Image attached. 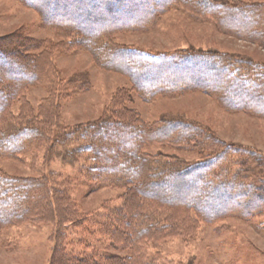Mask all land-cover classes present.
<instances>
[{
	"label": "trees",
	"instance_id": "trees-1",
	"mask_svg": "<svg viewBox=\"0 0 264 264\" xmlns=\"http://www.w3.org/2000/svg\"><path fill=\"white\" fill-rule=\"evenodd\" d=\"M18 1L36 10L65 50L88 51L102 69L125 76L145 101L198 91L227 111L264 117V63L217 49L147 53L113 41L121 30L145 29L160 14L183 5L195 16L212 19L221 31L264 48V3ZM46 43L17 34L0 37V156L44 149L48 159L58 157L76 167L88 190L124 188L123 202L88 217L70 196L67 176L23 177L0 171V228L25 221L54 223L48 264H157L156 255L147 251L152 244L193 234L200 222L212 224L228 216L252 220L264 214V157L259 151L226 142L207 126L181 116L166 114L146 123L128 106L127 90L100 119L61 127L55 99L67 87L61 88L51 74L52 49ZM45 82L53 97L34 111L24 94L29 86ZM15 102L20 103L17 113L11 111ZM155 144L192 150L198 157L148 152ZM66 225L79 233L76 240ZM96 234L116 253L75 252V244L89 247L86 239Z\"/></svg>",
	"mask_w": 264,
	"mask_h": 264
},
{
	"label": "rangeland",
	"instance_id": "rangeland-1",
	"mask_svg": "<svg viewBox=\"0 0 264 264\" xmlns=\"http://www.w3.org/2000/svg\"><path fill=\"white\" fill-rule=\"evenodd\" d=\"M231 1L264 3V0ZM13 34L34 42L46 41V47L52 49L51 74L55 73V81L61 88L67 87L54 98L58 105L57 123L61 127L100 119L115 107L112 103L121 91L127 90L131 97L128 106L146 123L155 122L166 114L181 116L207 126L226 142L254 148L264 157V117L227 111L213 97L198 91L145 101L130 89L125 76L102 69L88 51L65 50L62 39L44 26L36 10L18 0H0V37ZM113 36L115 43L134 46L147 53L195 47L240 54L264 63V48L259 44L221 31L212 19L195 16L183 5L160 14L145 29L121 30ZM52 92L47 82L38 83L27 88L24 98L36 111L44 99L53 97ZM19 106V102L13 103L11 111L17 113ZM147 151L176 154L188 160L198 157L192 150L156 144L148 146ZM77 170L58 157L48 159L44 149H31L19 157L0 156V171L9 175L49 178L56 173L67 176L71 181L70 196L88 217L102 215L122 205L124 188L101 186L88 190V183ZM54 229L52 222L31 221L1 227L0 264H48ZM65 230L73 232V240L79 237L71 225H66ZM86 240L89 247L75 244V252L116 253L107 248L97 234ZM147 251L156 255L157 264H264V214L252 220L228 216L212 224L200 222L193 234L152 244Z\"/></svg>",
	"mask_w": 264,
	"mask_h": 264
}]
</instances>
